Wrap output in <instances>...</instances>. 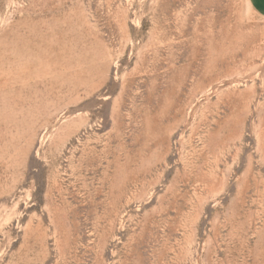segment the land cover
I'll return each instance as SVG.
<instances>
[{"label":"rangeland","instance_id":"1","mask_svg":"<svg viewBox=\"0 0 264 264\" xmlns=\"http://www.w3.org/2000/svg\"><path fill=\"white\" fill-rule=\"evenodd\" d=\"M0 264H264L247 0H0Z\"/></svg>","mask_w":264,"mask_h":264},{"label":"crops","instance_id":"2","mask_svg":"<svg viewBox=\"0 0 264 264\" xmlns=\"http://www.w3.org/2000/svg\"><path fill=\"white\" fill-rule=\"evenodd\" d=\"M252 11L264 20V0H247Z\"/></svg>","mask_w":264,"mask_h":264}]
</instances>
